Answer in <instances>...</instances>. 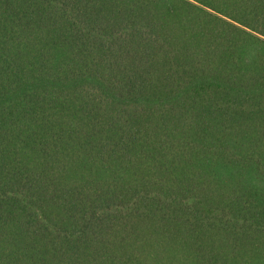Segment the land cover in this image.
I'll list each match as a JSON object with an SVG mask.
<instances>
[{
	"label": "trees",
	"instance_id": "obj_1",
	"mask_svg": "<svg viewBox=\"0 0 264 264\" xmlns=\"http://www.w3.org/2000/svg\"><path fill=\"white\" fill-rule=\"evenodd\" d=\"M0 264H264V0H0Z\"/></svg>",
	"mask_w": 264,
	"mask_h": 264
}]
</instances>
